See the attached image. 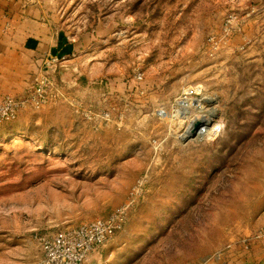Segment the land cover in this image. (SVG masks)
I'll list each match as a JSON object with an SVG mask.
<instances>
[{"label":"rangeland","instance_id":"obj_1","mask_svg":"<svg viewBox=\"0 0 264 264\" xmlns=\"http://www.w3.org/2000/svg\"><path fill=\"white\" fill-rule=\"evenodd\" d=\"M52 16L63 53L0 96L22 105L0 124V264H37L35 235L109 216L141 178L107 264L242 251L264 209V0H58Z\"/></svg>","mask_w":264,"mask_h":264},{"label":"crops","instance_id":"obj_2","mask_svg":"<svg viewBox=\"0 0 264 264\" xmlns=\"http://www.w3.org/2000/svg\"><path fill=\"white\" fill-rule=\"evenodd\" d=\"M32 1L36 4L29 0H0V96L16 95L21 89V82L9 72L28 69L26 65L35 56H51L59 52L57 57H60L63 53L61 46L53 45L56 34L51 26L52 20H49L53 18V8L58 0ZM263 227L264 209L243 235L250 237L255 229ZM105 249L87 263L107 264ZM225 264H264V254L256 245H251L246 253L236 247L226 256Z\"/></svg>","mask_w":264,"mask_h":264},{"label":"built area","instance_id":"obj_3","mask_svg":"<svg viewBox=\"0 0 264 264\" xmlns=\"http://www.w3.org/2000/svg\"><path fill=\"white\" fill-rule=\"evenodd\" d=\"M33 2L32 0H29ZM33 4H36L33 2ZM54 91V84L44 80ZM40 97L38 104L47 102ZM21 102L3 99L0 101V124L13 119L21 110ZM144 178H141L128 195L127 201L115 212L104 218L79 224L75 227L56 228L34 236L40 257L37 264H88L98 256L128 224L141 193ZM251 245L262 249L264 254V227L257 229L251 238L242 242V251L246 253ZM231 250L214 257L215 264H225L226 256Z\"/></svg>","mask_w":264,"mask_h":264},{"label":"bare ground","instance_id":"obj_4","mask_svg":"<svg viewBox=\"0 0 264 264\" xmlns=\"http://www.w3.org/2000/svg\"><path fill=\"white\" fill-rule=\"evenodd\" d=\"M208 123L207 119H202V120H198V121H195V122H192L186 129V131L183 133L182 135V138H185V137H188L190 136L194 129L197 127V125H206ZM205 129H202V130H199L197 133H196V137L197 138H200L202 137L204 134H205ZM215 130V127L213 126L210 130H207V132L209 131H214Z\"/></svg>","mask_w":264,"mask_h":264},{"label":"water","instance_id":"obj_5","mask_svg":"<svg viewBox=\"0 0 264 264\" xmlns=\"http://www.w3.org/2000/svg\"><path fill=\"white\" fill-rule=\"evenodd\" d=\"M205 103H206L207 105H211V101H208V100H207V101H205ZM216 117H217L216 112H212V114L209 115V118H210L211 120H215Z\"/></svg>","mask_w":264,"mask_h":264}]
</instances>
